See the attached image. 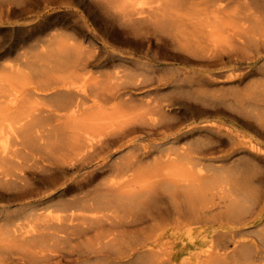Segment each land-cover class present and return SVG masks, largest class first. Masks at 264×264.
I'll use <instances>...</instances> for the list:
<instances>
[{"label":"rangeland","instance_id":"rangeland-1","mask_svg":"<svg viewBox=\"0 0 264 264\" xmlns=\"http://www.w3.org/2000/svg\"><path fill=\"white\" fill-rule=\"evenodd\" d=\"M245 1L11 0L0 8V83L10 91L0 100L11 104L0 108V126L9 129V125L15 128L19 124L12 92L20 87L28 106L37 105L41 115L67 121L82 138L90 135L94 141L131 115L117 117L111 110L120 104L119 97L105 103L100 99L107 93L106 87L128 85L127 95L133 97L130 103L137 110L152 98L175 101L165 119L176 122L179 141L173 129L149 132L139 128L98 147L84 165L61 174L59 182L69 178L74 187L76 179L93 171V180L85 189L123 181L136 190L161 162L164 148L180 153L184 147L215 146L170 165L181 177L180 193L175 200L162 199L168 211L156 219L127 228L106 223L79 238L51 237L49 242L37 244L14 235L5 224L7 217L36 204L38 212H58L56 206L45 210L44 201L51 197L58 203L81 193L74 187L65 198L56 190L49 197L52 187L35 173L41 162L28 165L31 170L25 179L13 184L0 181V264H214L241 261L244 251L252 254L254 264H264V103H238L233 96L238 90L264 87V20L260 19V30L252 22L244 24L238 12ZM257 1L264 4V0ZM244 31L254 35L256 43L244 42ZM25 74H33L32 79ZM43 75L51 78L43 79ZM209 75L219 77L220 82L197 85ZM203 88L211 94L202 93ZM61 91L77 98L78 93H85L83 107L73 113L60 111ZM218 95L225 99L219 100ZM202 123L217 124L232 137L224 131L195 127ZM7 142L0 135V146ZM256 146L262 148L261 155L250 152ZM144 149L151 153L139 157ZM137 155L140 159L127 174L116 173L117 165ZM3 162L0 160V166ZM197 178L203 196L200 198L199 190L193 202L198 212L195 216L189 199H195L190 183ZM245 180L251 199L235 210ZM36 186L40 194L20 193ZM128 210L105 211V216L132 212Z\"/></svg>","mask_w":264,"mask_h":264},{"label":"bare ground","instance_id":"bare-ground-1","mask_svg":"<svg viewBox=\"0 0 264 264\" xmlns=\"http://www.w3.org/2000/svg\"><path fill=\"white\" fill-rule=\"evenodd\" d=\"M10 1L11 0H0V8L4 7L5 5H8ZM155 7H158V5H156ZM218 8L221 9V5L218 4ZM229 10L231 11V9ZM214 14L213 17L215 18ZM238 14H240L241 17L239 19L243 20L244 24L247 21L252 22L254 25L258 26L257 28H259L260 30V19L264 20V4L259 3L257 0H246L244 2L243 9L241 10V12H238ZM244 32L246 34V31ZM241 36V38H244L243 40L247 44L256 43L257 41L255 40L257 38H255L254 35L249 36L246 34V36ZM86 63L87 62H84L83 65H86ZM73 67L78 69V63H74ZM38 73L40 74V71H38ZM39 74L36 75L38 76ZM24 76L32 79L33 74H25ZM48 76L43 75V79H46L45 77H47V79L51 78V76ZM2 77L4 78V76ZM205 77L206 79L197 82L198 86H207L206 84L214 85L220 82V79L217 76L209 75V77ZM29 83H32V81ZM113 87L114 86L106 87L107 93H105L103 95V98L100 99L105 103L106 101L119 97L121 99L120 104L117 106H113L111 110L119 114L117 117H123L128 114L131 115L129 116V118L122 120V124L116 126L115 128H113L112 131L108 132L102 138H99L95 141L93 140V138L89 137L90 135L82 138L78 130L74 128L73 125L68 124L67 121H58L57 119H55L56 117L52 114H47L46 116L41 115L40 107H38L37 105L28 106L26 97H24V94H22L24 93L22 87H20L14 92L11 91L14 95L13 98L15 100L14 105L16 106V119L20 125H16L15 128L13 125H9V129L0 126V135H4L5 139L8 141L7 143H3L2 146H0V160L2 162L4 161L2 163V166H0V181L4 183H12L20 178H24L26 177L25 174L29 173L31 170L28 168V165L33 166L41 162V169L39 171H35V173L40 174V177L41 179H43V182H47V184L52 187V190L48 189L49 197L52 196L55 192H59L58 196L60 198L68 196L69 192L74 187L78 188L79 192L81 193L80 195L78 194V196L75 197H64V201L60 199L61 202L59 201L58 203H54L51 200V197L49 198L50 200L47 199L46 201H44L45 210L50 207L56 206L57 209L55 211L58 212H38L36 211V209L38 208V205L36 204L28 211L16 212L12 215H9L5 221V224L12 229V233L14 235H17L24 240H34L35 244H37L42 242H49V239L51 237L62 236L64 238H70L73 236L79 238L90 230L99 229L106 223H108V225L111 227L127 228L129 226H136L140 223H144L148 220L156 219V217H159L168 211V208H165L163 206L164 202L162 201V199L168 196L171 199L175 200L178 198L180 193L177 187L179 182L182 181L180 179L181 177L178 176L177 172L174 171L170 165L177 161H180L181 158L186 155L188 157L190 156L191 158L192 156L194 157L195 155L204 153L206 151L208 152L215 148L214 145L210 144H207V146L205 144L206 147L199 145L192 147L189 146L184 147L183 151H181L180 153H178L176 149L170 150L172 148L171 146H169L171 147L170 149L164 148L161 154V162L156 164L149 171L148 180L146 181V183L136 186V190L126 187L123 181L109 182L103 185L100 184L91 189H85L86 186L90 185L93 180V171H89V173L83 176V178L81 179H76L74 181V187H72V182L69 178L59 182V179L62 176L61 174L64 175V172H66V170L68 169L84 165L87 158H89V156L91 155L90 153L95 151L98 147L103 148V146L107 145L110 141L119 139L120 136H123V134H128L129 132L135 131L139 128H144L149 132L157 131L159 128L162 127L164 130L173 129L174 131H172V133L175 136L177 135L175 138L178 140L180 130L178 128L175 129L176 122L174 120L171 121L165 119V117L168 116L167 112L169 110V107L173 103H175V101L170 102V100L164 101V99L161 98H152L151 101H147L145 103V107L143 109L137 110V107L130 103L133 100V97L131 95H127L128 85L124 84V86L122 87H117L115 85L116 88ZM33 88L36 89L37 87L32 86V89ZM47 88L51 87L47 86ZM200 91L202 93H206V95L209 94L207 93V91H205V88L200 89ZM7 94H10V91L6 89V86L3 83H0V99L7 97ZM78 94L80 95V98H77V95L72 96V93H70L69 91H61V93L59 94V104H57L60 111H67L73 113L77 112L80 107H83V98L86 96V94ZM233 96L234 100L238 103L242 100H245L244 102L259 105L261 103H264V87L261 86L260 88L256 85L251 88L249 87L248 89H246L245 92H241L238 90L237 92L233 93ZM215 97H218L219 100L225 99V96L218 95ZM2 100H0V108H8L11 106V104L9 103L4 104L5 102ZM84 118L85 117H83V119ZM144 124H149L152 127H145ZM195 127H197L199 130H206L210 132L224 131L219 125L214 123H202L200 126ZM193 128H191L190 130H192ZM224 132H226L227 136L232 137L229 131ZM9 144H12L10 150ZM88 147L90 150L88 149ZM85 148L86 151L81 154V152ZM253 148L254 151L252 150L250 152H253L254 155H261V147L256 146ZM70 153H74L75 156L70 157ZM150 153L151 150L144 149L140 153L139 157L148 156ZM41 156H43V158ZM139 157L137 155L129 156L128 158H126L124 161H122L119 165L116 166V173L118 175L127 174V172L131 170L135 162L140 159ZM17 158H22V160H18ZM109 176H107V178ZM247 184L248 183L245 180L243 185L239 188L240 200L238 199L237 203L234 204L233 207L235 210L238 209L240 203L242 205L246 202L245 200H248L249 198L251 199V190L248 189ZM190 185L192 191H194L193 195L195 199H188L190 204L192 205L191 211L196 216L198 212L197 209L193 206V202L196 203L197 198L199 196L200 198L203 196L201 195L203 193V188L202 190H200L202 184L199 178L194 180L192 179ZM54 190L56 191L53 193ZM34 192L36 194L41 193L37 186L34 188H26L20 193L22 195H32V193ZM198 192L200 194L199 196ZM229 199L231 200L230 197ZM175 208L179 213V207ZM127 209H130L128 211L132 212L127 211L128 214H122L120 216L114 214L108 218H106L105 216L107 215L106 212L109 211L113 213H118L119 210L126 211ZM116 235L117 234L114 233V237ZM114 237H112L111 239H114ZM61 240L63 241V239ZM146 244L147 243L145 242L144 245ZM128 246L130 247V245ZM130 249H134V247L132 246L130 247ZM241 256V261H221L216 263L214 262V264H254L253 256L252 254H250L249 251L242 252Z\"/></svg>","mask_w":264,"mask_h":264}]
</instances>
